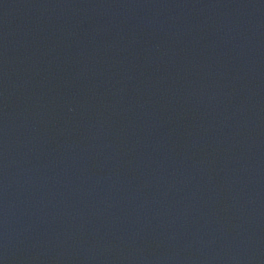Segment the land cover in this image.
Wrapping results in <instances>:
<instances>
[{"label": "water", "instance_id": "95a60500", "mask_svg": "<svg viewBox=\"0 0 264 264\" xmlns=\"http://www.w3.org/2000/svg\"><path fill=\"white\" fill-rule=\"evenodd\" d=\"M0 264H264V0H0Z\"/></svg>", "mask_w": 264, "mask_h": 264}]
</instances>
